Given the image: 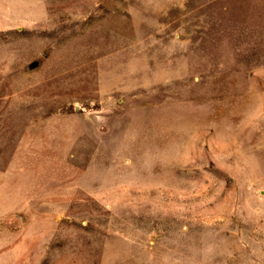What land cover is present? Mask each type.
Wrapping results in <instances>:
<instances>
[{"label":"rangeland","instance_id":"374dc122","mask_svg":"<svg viewBox=\"0 0 264 264\" xmlns=\"http://www.w3.org/2000/svg\"><path fill=\"white\" fill-rule=\"evenodd\" d=\"M0 264H264V0H0Z\"/></svg>","mask_w":264,"mask_h":264}]
</instances>
